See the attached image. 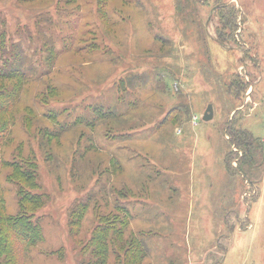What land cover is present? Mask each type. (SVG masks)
<instances>
[{
    "label": "rangeland",
    "instance_id": "rangeland-1",
    "mask_svg": "<svg viewBox=\"0 0 264 264\" xmlns=\"http://www.w3.org/2000/svg\"><path fill=\"white\" fill-rule=\"evenodd\" d=\"M27 220L11 264H264V0H0V236Z\"/></svg>",
    "mask_w": 264,
    "mask_h": 264
},
{
    "label": "trees",
    "instance_id": "trees-1",
    "mask_svg": "<svg viewBox=\"0 0 264 264\" xmlns=\"http://www.w3.org/2000/svg\"><path fill=\"white\" fill-rule=\"evenodd\" d=\"M4 75H9L8 73L3 74ZM9 78V76H5L4 78ZM230 137H231V144L235 145L237 148L243 150V153L245 155H247V163L251 164L254 156H253V144L255 143V141L253 140L252 136L250 133L246 132L245 130H231L229 133ZM243 156V155H242ZM244 157V156H243ZM31 197H29L27 200L28 202L31 200L32 202H35L37 200L36 199H30ZM23 197L20 198V203L23 202ZM30 202V203H32ZM27 206V205H26ZM25 206V204H20V214L16 217H14L12 220L14 219H19L22 220V218L24 216H26V213H29V217H34V211L29 210V212L27 211V207ZM76 211L72 212V216L75 215ZM16 223H20V221H14ZM30 220L26 221V224H19V225H15L14 224H6L3 228L4 231L0 236V264H11L12 262L10 260H14L15 259V255H14V249H17V247L19 248V250H26L30 247L33 246V244L36 242V237L38 236L37 232H38V227L35 226H31L30 224ZM33 233V240H29V237L31 235V231ZM105 230H101L100 235H103L102 240H103V252L106 248L105 241H106V236L108 235H114L115 231L114 230H109L108 231ZM110 231L112 233H110ZM19 252V251H17ZM92 256H94L95 254L100 255L99 253H96L94 249H92V251L90 252ZM95 262H90L88 264H94ZM99 264H105L104 259L102 258L101 262Z\"/></svg>",
    "mask_w": 264,
    "mask_h": 264
},
{
    "label": "water",
    "instance_id": "water-1",
    "mask_svg": "<svg viewBox=\"0 0 264 264\" xmlns=\"http://www.w3.org/2000/svg\"><path fill=\"white\" fill-rule=\"evenodd\" d=\"M213 118V109L211 105H208L206 107V110L204 111L203 115H202V120L207 122L209 120H211Z\"/></svg>",
    "mask_w": 264,
    "mask_h": 264
}]
</instances>
